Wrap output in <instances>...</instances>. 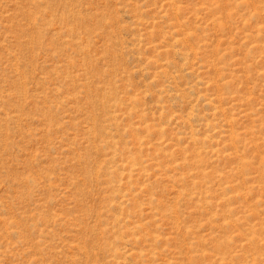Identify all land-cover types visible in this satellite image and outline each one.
<instances>
[{
    "label": "rangeland",
    "instance_id": "rangeland-1",
    "mask_svg": "<svg viewBox=\"0 0 264 264\" xmlns=\"http://www.w3.org/2000/svg\"><path fill=\"white\" fill-rule=\"evenodd\" d=\"M0 264H264V0H0Z\"/></svg>",
    "mask_w": 264,
    "mask_h": 264
}]
</instances>
